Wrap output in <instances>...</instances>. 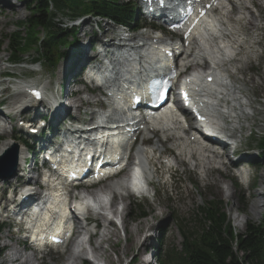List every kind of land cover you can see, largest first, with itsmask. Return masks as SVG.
<instances>
[{
    "label": "bare ground",
    "instance_id": "obj_1",
    "mask_svg": "<svg viewBox=\"0 0 264 264\" xmlns=\"http://www.w3.org/2000/svg\"><path fill=\"white\" fill-rule=\"evenodd\" d=\"M248 2L257 3L259 5V8H261V11L263 9L262 12L264 14V6H263L264 0H227L226 3L228 7L229 5L231 6L229 11L223 10V7H225L224 5H226V3L223 0H221L219 3V6L213 12L208 13L206 17L202 20L200 28H204L206 32L210 34H221L219 36L221 38V41L229 47L227 52H225L226 56H229V52H231L229 57H224L225 54L220 48L219 41H217L216 47L210 48L211 50L208 52L206 50L207 48L203 41V39L206 36L202 37L200 30H198L196 32L195 39H192L191 43L183 48L185 57L181 59V62L184 59L190 62L192 61L200 62L201 59L207 57L210 59L212 63L216 65V66L213 65V68H218L221 71L226 73L229 83H226V88L219 90V93L221 94V97L223 98V100H219L220 96H215L214 100H215V103L217 104L214 109H215V112L221 110L225 114H227L228 131L234 137V139H238L239 137H242V133L244 131L246 132L247 130H251L252 126L255 124V115L258 111V108H255L254 102L256 100L251 98L249 93L251 92L257 96L262 95L264 97V84H263L264 83V71H259L257 67L253 68V66L250 65V61L253 58L257 57V53L255 54L254 53L255 51L253 52V49L255 45L259 43V41L257 40L251 41L247 39L249 30L258 27L257 20H259V18L262 17V15L260 14L254 15L252 10L247 5ZM9 6H11V4ZM9 6L7 7L5 5H2V8L6 10L7 12H12L14 9L13 7H9ZM221 21H225V23L219 24V22ZM242 21H243V24L242 26H240ZM139 35L143 36V32H141ZM176 49H179V47H176ZM224 49L225 48L223 46V50ZM189 50L190 51L195 50V54L192 58L190 56H187V52ZM81 53L84 55L83 50L81 51ZM260 59H262V57ZM6 60L7 58L5 59L2 56H0V74L5 71L3 62ZM251 70H253V72L256 73L257 78L259 80H256L253 77V75H249L248 77H245L246 73ZM62 71L64 73L65 72L67 73V67L63 66ZM238 73L241 76H238L237 75ZM65 76H63V78H65ZM214 78L215 80H217L218 79L217 75H214ZM12 83L15 85L18 84L17 82H12ZM236 83L238 84L236 85ZM0 84L7 85L6 87H3L0 89V93H2V95L7 94L8 98L10 99L11 104L18 103L20 101H23V99H25L23 101V107H27L28 106L27 104L32 102L31 99L28 100L29 92L30 90L38 86L37 83L30 82V81L21 83L19 87V89L21 90L15 93V92H9L8 90V86L11 84V82H8V81L5 82V80L3 81L0 80ZM47 85H51V83L49 84L47 83ZM189 87L191 89L197 88L200 91H205V88L202 86V84L199 81L191 82L189 84ZM38 88L44 89L40 85ZM73 91L76 92V98L77 97L78 98L74 99V105L72 106V108L73 109H76L78 107L84 108L85 112L89 113V115H92L93 112L89 108L93 103H95V99L93 100V99L87 98V100L86 99L83 100V97H80L79 93L83 94L84 91H80L78 89L76 90L75 86L73 88ZM44 92H45V95L43 97V100L40 101L39 103L41 104L43 102V103L50 104V96L57 95L56 91L52 90L49 93V89L47 88L44 90ZM60 93L62 95L63 91H59L58 94ZM201 100L204 101L205 98H202ZM261 105L263 107L262 109H264V102H262ZM70 109L71 108L65 109V110L68 112L70 111ZM153 124L154 125L158 124V127L156 128L157 129L156 132H159V133L161 132V134H163V137H164V138L163 137L158 138L156 144L152 145L150 150L145 151L146 162H147V165L149 167L151 174L153 175V178L156 177L158 179L159 174L161 172L160 170L161 167H159L157 164L160 163L158 155L162 153L163 151L160 150L159 151L160 153L158 155L156 154L157 156L155 155V151L156 150L158 151V143L162 144L163 142L165 143L170 142V146H171L170 149L174 150L173 153L172 152L170 153L172 157L175 159L176 161L175 163H180L182 165H185L187 168L195 172H198V173L201 172L204 174L205 177L211 176L212 175L211 173L213 172V170L215 168H218L219 163L222 162L221 160H223L228 155L229 156L231 155V151H236V148L233 147L232 143L223 142L222 143L223 148L221 149H223L224 152L222 153L221 151L219 152V151L210 149L208 147H205L204 144L202 143H196L194 141L193 142L190 141L189 140L190 135L187 136V139H185L180 135V132L178 131L179 126H177V123H174V126L172 127L173 130L168 128V125H169L168 121H158V122H154ZM160 127H166V128L161 129ZM0 128H2L3 131L5 130L4 125L2 123H0ZM7 138L8 139L10 138V139L7 140ZM12 142L13 140H12L11 135L9 133H6L5 139H3L0 142V156L5 150L7 149L10 150V148L13 145ZM137 153L143 154L144 151L142 148H138ZM152 154H153V157H152ZM24 158H25V151L23 149H19V156L17 160L18 167L21 165L22 160ZM243 158L245 157H240V159H243ZM168 167H170V165H168ZM17 170H20V168H17ZM198 176L200 178V175ZM257 177L260 183L264 179V171L263 173L259 174ZM118 179L119 180L110 179L106 181L103 184V186L100 188L101 192H107L111 194V198H110L111 201L108 206L107 204H103L102 202H99L98 207L101 210V213L100 212L97 214L92 213L90 215L91 217L95 218L96 226L95 228L92 226L94 234L93 236L90 235L89 246L88 247L82 246V243L79 242L78 234H76L78 233V231L76 230L75 237L71 241V244H68V246L66 247L64 256L58 264H67L70 262L75 263L80 260H86V255L88 254L90 249H91L92 255L96 259L105 260L106 263L108 264H115V262L111 258L110 250H114L115 252L119 251L120 253L125 254L130 249L129 247L133 245H137L139 243H140V246L138 247V250L136 252V256L134 257V259L140 264L151 263V261L148 258L145 257L144 259V256H146L148 252V246L150 244L151 235L149 234L143 235L144 238L142 241H141L140 236H141V233H146L147 231H150L154 227L158 228L161 224L166 222V218L164 217V215L159 216V214H157L156 212L155 214L152 215V219L158 222L157 225H155V223H151L150 221L149 222L147 221L137 222L136 221L137 224L136 225L134 224L135 226L131 227L132 225L128 226L129 225L128 217L123 216L122 226L126 232L125 234L126 241L127 242L129 241V243H127V245L124 246L122 249H118L116 246V243L113 242V238L117 237L118 235L117 227L114 226V221L110 220V218L107 217L108 211L103 210L105 207L106 208L109 207L111 210H115L117 207V202L120 199V197L124 199L125 185L121 178H118ZM9 183L10 182H4L3 185L6 186ZM214 184H216L215 181H214ZM150 186L152 187L154 191L157 190L155 183H151ZM17 187L18 185L14 186V188H17ZM259 189L255 188L251 192L252 195H254V197L251 198L248 202L247 211L249 215H255V214L260 213L261 207L263 206V203H260L256 199L258 197L260 201L264 200V193ZM216 191L221 193L222 192L221 187L217 186ZM155 200H156V194H155ZM157 206L159 207L160 203ZM100 214H102L103 216ZM132 218H138V217L134 216V217H131V219ZM78 224H80V227L83 228L85 231L90 230V228H88V226L86 227V225H83L81 221L80 222L78 221ZM167 229L169 230L168 227ZM3 248L4 246H1L0 250H2ZM15 251L21 253V250L20 251L15 250ZM119 252L117 254L118 257L116 256L117 257L116 262H118V264H121L122 259L120 260L119 258L120 256ZM7 255H9V257L4 258L3 263L9 262L10 264V262H16V260L18 259V258H11L10 253H8ZM31 256L33 257L34 254L31 253ZM28 262H29V258L26 257L24 264H28Z\"/></svg>",
    "mask_w": 264,
    "mask_h": 264
},
{
    "label": "rangeland",
    "instance_id": "obj_2",
    "mask_svg": "<svg viewBox=\"0 0 264 264\" xmlns=\"http://www.w3.org/2000/svg\"><path fill=\"white\" fill-rule=\"evenodd\" d=\"M120 1L123 2V1H131V0H120ZM10 4L12 5L14 9L12 12H7L6 10H3L2 8H0V23H1L0 25V43H1L0 56H2L5 59L9 58V53L6 51V36L16 30L15 25L18 21L28 16L25 3L23 4V2H20L19 0H10L8 6ZM260 11H261V8H260ZM262 11L261 13H259L260 15H262V18L260 22H258L259 23L258 30H255V29L252 30L253 41L257 40L259 41V43L255 45L256 48L254 47L253 49V52L255 51L254 53L255 54L257 53L258 57L255 59H252L251 64L253 65V68L257 67L259 71H264V58H263L264 57V14ZM56 20L58 22H62L66 26L70 25L69 17L61 16L58 14L56 16ZM104 25L106 26V24ZM240 26H242V23ZM84 27L85 28L83 30H80L76 36L79 40V43L82 42V44L83 42L85 43V41L89 37H91V33H90L91 30L88 33L87 27L86 26ZM82 48L83 46H81V50H79L80 53L83 50ZM71 49L72 48L70 49L65 48V49H62L61 52L63 51L68 52V51H71ZM86 53L89 55L90 50L86 49ZM65 56L66 54L64 55V58H66ZM259 56H261L262 59H260L261 57ZM35 57H36V54L34 53V51L30 50L27 54H25L22 57L23 59L22 64L11 65L7 60L4 61L3 66L5 67V71L7 74L11 76L9 78L6 76L0 77V80L2 81L5 80V82L7 81L10 82L11 80H14V81L25 80L27 82L37 81L40 84L42 83L41 85L44 86L45 88L48 87V85H46L47 83L48 84L53 83L51 86V89L54 88V90H56V94L58 95L59 83L61 82V80L65 81L64 85L66 86H68L67 81L70 82L71 80L70 76H65L66 72L64 73L62 71L63 66L67 67L66 61L61 60L58 64L56 71L52 73L51 72L52 70H49V68L47 67H44L42 65H37V64L30 65L29 63H27L28 61L32 60ZM247 73L245 77H248L249 75H253V77L256 80H259L257 78L256 73H254L253 71H248ZM52 75L53 77H51ZM63 76H65L66 79L63 78ZM239 76L241 75L239 74ZM6 86H7L6 84H0V88L6 87ZM66 86L65 88L67 90L70 89L69 87H66ZM8 90L11 91V87L8 88ZM79 95L80 97H83V100L85 99L87 100V98H89L88 96L84 97L82 93H79ZM249 95L251 96V98L256 100L254 102V106L255 108H258V111L256 113L257 116L255 115V124L252 126L251 131L243 132L244 135H248L251 132L252 138H250L248 142L242 140V142L240 143V147L242 149V154L254 156L256 155V152L259 151V147H257V143L262 139V137H264V109H262L263 107L261 105L262 102H264V97L262 95L257 96L251 92L249 93ZM3 96L5 97L6 95H3ZM91 99H96V97H91ZM7 103L9 104V101H5L3 105L7 107ZM80 108L81 107H78L76 109L71 108L73 109L72 113L75 112V110H78ZM79 111L83 112V109H80ZM8 131H10L9 128L7 129V132ZM14 134L16 136H18L19 134H21L22 136H26L27 132L22 129L21 132L19 131L14 132ZM167 146L168 145L165 144L164 147H167ZM247 148L250 150L248 151V153H245L244 150H246ZM160 149H163V147H160ZM156 154L158 155V152H156ZM249 159L250 158H248V160ZM161 161H162V164L160 165L163 166L162 168L163 170H166L164 167L165 164L173 163L172 159H169V158H164V159L162 158ZM6 169L7 168H3L2 170H0V173H3ZM162 169L159 175V179H157L159 180V182H156L158 185V190H156L158 196L156 195V200L155 198L154 200L153 198H144L141 201L142 202L141 209L139 208L137 209L134 206H132L131 201L128 202L127 199H125V197L124 199L120 197V199L117 202V207L115 210H111L109 207L107 208L105 207L103 209V210L108 211L107 217L110 218V220L114 221V226L117 227L118 235L117 237L113 238V242L116 243V246L118 249H122L124 246L127 245V243H129V241L128 242L126 241V235H125L126 232L122 226L123 216L128 217V224H129L128 226L132 225L131 227H134L139 221H147V222L150 221L151 223H155V225H157L158 222L152 219V215L157 212L159 216L164 215V217L166 218V222L161 224L158 228L154 227L153 229H151L150 231H147L146 233H141V236H140L141 241H142L144 238L143 235L145 234L151 235L150 244L148 246V252H147V255L144 256V259L146 257L151 261V263H148V264H157L155 261V257H151V255H154V252L156 250L158 252H163V249L165 248L170 249L172 246L180 247L182 237L178 230V227L180 225H188L189 228H191L193 226L192 219H193V213H194L195 208L198 205H201L204 199L208 200L213 197H217L223 200L224 210L227 214V217L231 223L232 229L234 230L235 233L242 232L247 224H258L263 230V240H264V200L260 201L258 197L256 198L260 203H263L260 213L255 214V215H249L247 211L248 202L251 198L254 197V195H252L251 193L253 189L260 188L259 190H261L264 193V179L259 183V179L257 177L259 174L263 173L264 171L263 170L264 169V157L263 156L256 158V164H254L253 166H249V170H250L249 172H251V175L254 176L253 178L254 183L252 187H248V188L247 186H243V184L240 185L243 193H240L238 188L233 184V182L237 178L235 176L236 171H232L231 168H230V171L223 172V167H221V169L219 170H214L211 173L212 175L209 177H204L200 172L198 173V175H200V178L192 170L188 169L187 167L181 164H178L173 169L166 171L165 173L162 172ZM116 180H119V179H116ZM214 181L216 184H214ZM238 181L241 182L240 179H238ZM217 186L221 187L222 189L221 193L216 191ZM110 201L111 199H109V203ZM109 203L107 204V206L109 205ZM159 203H160V206L162 207L157 206ZM140 211H143V212L145 211L144 212L145 215L139 216ZM134 216L135 217L137 216L138 218L131 219V217H134ZM167 227L169 228V230L167 229ZM11 232H13V229H5V230L0 231V247L4 246V248L0 250V264H9V262L3 263V259L6 257H9V255H7L8 253L11 254V258H18L17 259L18 261L16 260V262H10V264H24L26 255L25 256L20 255L23 253V250H22L23 247L20 244L16 245L14 243V240L16 239L19 240V238H22V236L14 235L13 241L12 240L10 241L8 239V235H10ZM139 246H140V243L129 247L130 249L125 254H122L119 251L115 252L114 250H110L111 258L113 259L115 264H118V262L116 261L118 257L117 254L119 252L120 253L119 258L120 260L122 259L121 264H140L134 259ZM19 249L21 250V253L15 251V250L20 251ZM59 262H60V259L58 261H55L51 257H46L44 259L45 264H57ZM29 263L37 264L38 261L30 258L28 264ZM67 264H108V263H106L105 260L96 259L92 255L91 249H90V251L86 255V260H80L75 263L70 262Z\"/></svg>",
    "mask_w": 264,
    "mask_h": 264
},
{
    "label": "trees",
    "instance_id": "obj_3",
    "mask_svg": "<svg viewBox=\"0 0 264 264\" xmlns=\"http://www.w3.org/2000/svg\"><path fill=\"white\" fill-rule=\"evenodd\" d=\"M29 15L17 22L16 30L6 37L11 59L33 48L38 55L34 61L54 67L63 52L62 47L75 36L74 29H66L56 16L74 18L95 13L117 21L129 20L130 6L118 0H29ZM124 23V22H123ZM43 33L39 38L38 34ZM264 147V138L259 142ZM193 226H180V247L172 246L158 264H264L263 230L258 224H247L235 233L217 197L204 199L193 213Z\"/></svg>",
    "mask_w": 264,
    "mask_h": 264
},
{
    "label": "water",
    "instance_id": "obj_4",
    "mask_svg": "<svg viewBox=\"0 0 264 264\" xmlns=\"http://www.w3.org/2000/svg\"><path fill=\"white\" fill-rule=\"evenodd\" d=\"M14 165V162L11 163V166ZM13 167V166H12Z\"/></svg>",
    "mask_w": 264,
    "mask_h": 264
}]
</instances>
